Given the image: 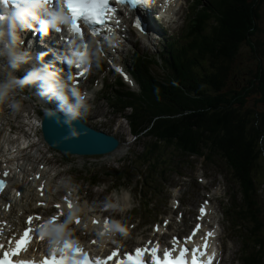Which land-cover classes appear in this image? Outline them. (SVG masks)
I'll list each match as a JSON object with an SVG mask.
<instances>
[{"label": "trees", "instance_id": "obj_1", "mask_svg": "<svg viewBox=\"0 0 264 264\" xmlns=\"http://www.w3.org/2000/svg\"><path fill=\"white\" fill-rule=\"evenodd\" d=\"M260 2L195 0L196 17L187 31L159 57L149 60L162 68L164 78L145 68L139 70L138 63L133 66L140 88L137 96L123 95L119 90L125 86L119 81L118 90L109 87L112 90L106 95L116 113L134 108V114L126 116L131 131L137 138H150V148L124 159L121 170L95 171L94 167L88 172L93 185L104 177L126 186L135 173L133 168L143 160L149 172L140 184L149 190L148 184L155 180L148 181L151 173L164 163L161 154L154 152L162 146L173 147L184 157L223 161L243 196L240 207L226 212L229 221H240L249 233L243 264H261L263 257L259 252L264 246V206L258 191L264 186V67L244 70L239 77L236 61L244 46L264 50V42L255 39L261 32ZM257 90L262 93L259 103L253 108L244 106ZM130 100H136L134 106H129ZM257 237L263 242H250Z\"/></svg>", "mask_w": 264, "mask_h": 264}, {"label": "rangeland", "instance_id": "obj_2", "mask_svg": "<svg viewBox=\"0 0 264 264\" xmlns=\"http://www.w3.org/2000/svg\"><path fill=\"white\" fill-rule=\"evenodd\" d=\"M185 3L187 4V6L185 5ZM189 4L190 6H188ZM192 7L193 0H187V2L184 0L182 1V9L179 12V16L175 20L177 25L180 22L185 26L189 24V19L193 17ZM260 13L262 19L260 23L261 32L255 39H260L264 42V0H261L260 2ZM175 33H177V31ZM130 34L132 35V37H130L131 40L121 47L122 49L118 52L117 59L114 60L115 57L111 56L110 61L114 60L112 65H105L103 61H100L99 59L97 62L96 56L94 57V60L96 62V72L92 74L90 79H88V81L85 83V89L89 91L91 97V101H89V103L92 104V108L89 114L85 117V119L90 125L97 127L102 131L109 132L110 134L115 135L119 139H121L122 145L120 149L112 154L97 158H87L78 156L63 158L59 154L52 153V158L49 161L50 172L48 173V177H50V174L53 171H57L58 173H60L59 176H61V178L56 179L55 184L51 186V190L48 193L49 199H52L53 201H61L62 199H60V195L70 193L69 187L72 186L71 191L75 194L76 192H78V190H80L78 192V195L80 198L81 205L89 206V209L92 214L99 212V210L101 209L100 206H102L104 202L110 203V205H115V207H113L114 211H109V213H113L115 216H117V218L121 220L132 219V217L128 213V209L133 210L134 208H136L138 205V201L135 200L131 193L138 194V189L136 188L132 191L124 189H122L121 191H112V188L109 184H105L103 186L98 187H89L90 184L88 182V179L81 181L83 175H81L80 173L83 167H94L93 165H98V168L118 167L122 164L121 161L124 158L131 157L130 154L140 155L146 149L147 144L150 142L149 138H135L130 133L127 120H125L123 116L114 113L112 107L109 105L108 100L106 99V91L108 90L107 86H113L117 77L113 74L114 72L109 70V66H119L122 62H124L123 58L125 56H129L132 62L133 53L135 49L138 52H151L153 54L154 52H156L158 47L162 46V43L166 41L164 39L166 37L165 34H161V40L159 39L160 41L155 40L152 43L149 42V44L145 41V38L140 39L137 33L131 32ZM176 38L179 39L178 36ZM252 47L254 46L252 45ZM252 47L244 46L239 57L237 58L236 72L238 73L239 77L241 76V73L244 70L251 69L252 67L256 68L257 66L264 67V50L259 51L258 47ZM124 64L128 66V68L130 67V62H128V60L127 62H124ZM99 69L104 72L102 74H97L98 71H101ZM154 73L159 79L164 78L159 74L156 69ZM96 79L97 82H95ZM89 82H94V84L97 83V86ZM129 86L133 90H139L138 86ZM231 89L233 88L231 87ZM261 97L262 93H260L258 90L254 91L252 94H250V96L248 97V101L246 102V104H244V106L253 108L254 104L259 103L258 99H260ZM52 103H47L50 108L52 107ZM31 105V102L26 103L25 108L30 109ZM21 113V117L19 112H11L10 114L6 112L2 114L1 116L3 117V119H1L2 123L0 124L2 125L4 124V122L7 123V121L15 119V116H17V122L16 124L14 123V125L20 128L21 125H25L24 112L21 111ZM125 113L130 114L132 113V110L128 109L125 111ZM6 130L10 132L9 128H6ZM12 135L18 136L15 133H13ZM39 138L41 139V133L39 135ZM37 152L39 151L37 150ZM163 156H169L168 159H170V153L168 152H165ZM174 157L178 158V155H174ZM36 159L37 158H29L28 161H25L23 159L21 160V162H24L26 167L31 165V168L33 167L34 171H36L37 167L41 163H44L43 161L36 162ZM65 161L67 163L66 165L63 164V162ZM187 162H189V165H187ZM203 162V158L189 157L183 165V161H180L179 159L175 160L176 165L174 167L167 162L168 164L165 165V171H162L164 176L167 172H173L176 168H179L180 170H182V172H185L184 175L186 176V178H179V182H181L184 187L180 189H173L171 193L169 191L168 198H170V201L168 207L171 211V214H176V212H173L172 210L174 198H177L181 201V210L185 212L184 222L182 224H179L178 228L176 227L177 229L174 230V232L179 231L182 234L187 233L189 231V228L191 227L192 217L195 216L196 220L199 216L197 212L199 206L206 200L213 199L211 200V203L214 207V210H217L215 219H217V217L219 218L220 227L222 229V235L220 237L222 243L218 241L217 243L219 244V246L222 247L225 253L224 263L228 262V264H242L240 261L242 256L240 245H242V248H244L242 238L241 241H239L236 233L229 231L228 226H230V224L228 220L225 219L224 213L225 208L230 210L234 206V201H228L230 199V189L233 188V178L232 176L228 175L226 167L224 165H221V163L213 165L210 163ZM138 171L139 169L135 170L136 173ZM85 172L86 171H84V174ZM263 175L264 172L261 171V176ZM172 177H174V175H172ZM197 178L199 179V181L203 178L205 182H201L199 184ZM60 187H62V191L60 192V194H57V190ZM198 189H200L199 192ZM260 190V196L264 201V186H262ZM25 191V198L20 204L26 205L28 202H30V207L31 209H33L37 198H34L32 196L33 194H27V190ZM152 192L150 193V197H152L153 195ZM185 192L189 193L188 195H186V199L183 198ZM118 201L122 206L118 205ZM118 206L120 208L116 209ZM26 209L30 208L26 206L24 208L16 206L15 212L21 213V211H25ZM153 218L156 217L154 216ZM164 218L165 217L162 218L160 216L158 220L160 219L163 221ZM147 220L149 221L150 219L147 218ZM128 228H133V225L130 222H128ZM170 228L171 227L169 225V230ZM144 231L149 234L144 233ZM151 234V225L135 229L133 241L134 243H136L140 237H150ZM122 240H124V238ZM122 240L120 241L122 242ZM259 254L263 256L261 259V264H264V246L260 250Z\"/></svg>", "mask_w": 264, "mask_h": 264}, {"label": "clouds", "instance_id": "obj_3", "mask_svg": "<svg viewBox=\"0 0 264 264\" xmlns=\"http://www.w3.org/2000/svg\"><path fill=\"white\" fill-rule=\"evenodd\" d=\"M72 23V15L64 0H0V58L4 61L0 64V106H6L12 113L20 112L23 104L22 100L17 98L18 90L35 86L41 98L48 103L55 101V108L47 109L45 114L58 125L68 128L64 140L87 134L86 130L77 127L76 122L89 114L92 108L89 103L91 97L72 87L69 83L70 76L62 77L51 63H46L44 57L47 53L35 54L37 63L33 64V55L20 47V33L32 30L47 36L52 31L60 32L62 28L71 30ZM82 53L78 47L62 62L69 67L90 64L92 58ZM98 59L96 57L97 62ZM25 64L33 66L22 77H18L15 73ZM79 211L80 209L76 208L69 212L67 221L48 227V233L58 234L60 238L66 237L67 224Z\"/></svg>", "mask_w": 264, "mask_h": 264}, {"label": "snow or ice", "instance_id": "obj_4", "mask_svg": "<svg viewBox=\"0 0 264 264\" xmlns=\"http://www.w3.org/2000/svg\"><path fill=\"white\" fill-rule=\"evenodd\" d=\"M3 2H7V0H3ZM119 4L130 3L133 5H139L143 3V0H116ZM65 5L67 6L69 12L72 15L73 23L71 26V31L77 35L81 41H83L84 33L81 29V22L83 25H86L92 36L99 35V28L97 26L105 24L106 20L113 19L116 9L110 7V0H64ZM119 24V21H116ZM134 27L140 31H145L142 27V21L140 19H136L134 21ZM84 48H87V44H83ZM82 54H85L84 52ZM79 68L80 65H77ZM88 69L85 67L83 72L79 73V75L83 76L86 74ZM117 71H121L117 69ZM125 79H128L125 76ZM43 167V166H41ZM7 176V173H4ZM36 179H40L39 176ZM5 184L3 181H0V191H3ZM41 187V195H43V185ZM66 207L71 209L73 208V204L70 200L65 197ZM57 209H61V205H56ZM107 207H115V205H107ZM204 209L201 208V213H204ZM63 215V213H60ZM39 220L41 217H29L27 224L31 225L33 220ZM58 219L57 216H53L50 218L46 224L40 226V238L43 239L46 235L51 239L53 247L49 255L45 256V258L39 262V264H107L108 261L115 260V264H189L187 256L189 251L191 252V264H212V260L215 256V253L212 255H207L206 249L208 247V237L214 235L213 232H209L206 234L204 239V244L202 246H197L192 248L191 250L184 245L188 242H191L192 236L186 238V240L182 243L177 239H173L172 247L166 248L163 251V257L158 255L160 251L159 243L153 244L152 241H149L148 244H153L152 247H148L147 245L144 247H137L133 252L124 253L123 256L120 254L119 248L113 250L106 259L101 258H92L89 253L84 249V247L75 239H71L68 237L60 238L58 234H50L48 233V225L55 226L54 222ZM75 222L77 225L81 223L79 218H75ZM93 223H98L96 220H93ZM104 231L99 233V235L103 236L112 228L119 231L120 233H125V229L120 227L119 225H109V222L105 220L104 222ZM199 225H197L196 231L199 230ZM159 229H157L158 231ZM34 231L32 227H27L23 233L19 236V238L12 237L8 240V247L5 248L3 243H0V249L3 250L2 255H0V264H36L34 261H28L23 259H13L14 257H19L22 252L28 250V245L32 242L31 233ZM0 235H3V228H0ZM195 235V231L192 234ZM13 241L15 246L13 247ZM93 244L96 243L95 240L92 241ZM174 253H177L174 255ZM146 256L150 257V261L146 260ZM207 256V259H201V257Z\"/></svg>", "mask_w": 264, "mask_h": 264}, {"label": "bare ground", "instance_id": "obj_5", "mask_svg": "<svg viewBox=\"0 0 264 264\" xmlns=\"http://www.w3.org/2000/svg\"><path fill=\"white\" fill-rule=\"evenodd\" d=\"M145 21L149 24V27L147 28V31H149V29H150V25H152V23H154V27H155V29L156 28H158V24L156 23V22H154V18H150V17H148V16H146L145 18ZM157 33H159V31L157 30ZM130 37H132L131 35H130ZM153 39H154V35H151V36H149V40H150V42L152 43L153 42ZM28 40H29V38L27 37L26 39H25V44L28 42ZM38 50V51H37ZM32 55H33V59H35V54H39V53H41V50L36 46L34 49H32L31 51H29ZM36 60V59H35ZM4 61L3 60H1L0 61V64H2ZM37 96H38V100H39V102H42L43 104H46V103H44L43 101L45 100V99H43V98H41L38 94H37ZM41 103V104H42ZM47 105V104H46ZM46 109L47 108H49L48 107V105H47V107H45ZM1 119V118H0ZM81 123H82V121H80ZM2 132H3V130L2 129H0V135L2 134ZM52 134L54 135V131H52ZM55 136V135H54ZM72 140V139H71ZM77 140L79 141V143H82V142H86V140H87V137H86V135H82V136H80V137H78L77 138ZM70 141V140H69ZM9 144H10V141L9 140H6V141H1V137H0V158L1 159H3L1 162H0V173L2 174V175H4V173L6 172L7 173V176L6 177H8L14 184L12 185V186H16V188H18V191L20 190V184L18 183V184H15V182L18 180V181H21L20 179L22 178H24L25 176L24 175H22V173H20V170L22 169V166L20 165V163H18L17 161H16V157H17V155L14 153V152H11V154L10 153H6V148H8V146H9ZM179 160V159H178ZM46 172L47 171H45V172H43V174H46ZM16 175H18V179H17V177H16ZM36 175V174H35ZM5 176V175H4ZM42 179H46V177L44 176ZM46 181H47V186L49 185V180L48 179H46ZM43 182V184H44V181H42ZM37 184H39V183H37ZM7 193H9V191L7 192ZM135 196H137V195H134V197ZM9 200H10V197H8V195L7 194H5V193H3V194H1V199H0V211H6V212H10V208H9ZM21 200H22V198H21ZM15 204L16 205H19V201H18V198L16 197V202H15ZM66 206V205H65ZM78 206H75V208H77ZM212 208V212H213V210H214V207L213 206H211ZM125 208V207H124ZM13 209V208H12ZM3 211V212H4ZM14 211L15 210H12L11 211V213L12 214H14L15 215V217L14 218H16L17 217V215H16V213H14ZM63 211H64V213L66 214V215H68L69 214V210H68V208H64L63 209ZM84 213V209L81 207L80 208V216H84V215H81V214H83ZM86 217L84 216V219H85ZM211 218L210 217H208V215H201L200 217H199V219H198V223H201L203 226H204V228L203 229H205V231H211V232H213V233H216V234H219V235H222V229H221V227H219L220 228V230L219 231H215V229L214 228H212L211 230H209L208 228H207V226H206V223L208 222V220H210ZM147 222H149V221H147ZM158 222V218H152V222H151V226L153 227L154 225L153 224H156ZM153 223V224H152ZM219 218L217 217V219H216V224H218V226H219ZM84 223L81 221V226L83 225ZM216 224H215V226H216ZM17 225H18V227L19 228H21L22 227V224L20 223V221H18V223H17ZM170 227H171V230L172 231H174V228H173V225L171 224L170 225ZM162 228H163V226H162ZM94 229H96V225L93 223V221H92V218H89V222H88V227H87V230H89V231H93ZM129 229V228H128ZM79 230V229H78ZM130 230V229H129ZM131 232V237L133 236V232L132 231H130ZM113 233H115V230H113L110 234H106V242H108V244H107V246L105 245V242H104V244H102V242H100V241H96V243L95 244H99V245H102V246H99V247H94V246H88L87 248L88 249H90V250H92L93 252H96V253H107V251L109 250V248H111V245H113L114 243H115V240L112 238V235L111 234H113ZM133 233V234H132ZM170 232H167V230H163V229H159L158 230V235L157 236H155L153 239L155 240V241H157L156 243H158V241H160V239L161 238H164L165 236H170ZM175 235H177V234H175ZM204 237L206 236V235H203ZM85 238L86 237H84L83 238V241L84 242H86V240H85ZM162 240V239H161ZM125 242L128 244V245H131V243H132V240L129 238V239H126L125 240ZM242 242H243V240H242ZM243 244H244V248H242V245H240V249H241V251H242V256H244V251H245V249H246V245H245V243L243 242ZM45 245V244H44ZM106 246V247H105ZM112 248H114V247H112ZM111 248V249H112Z\"/></svg>", "mask_w": 264, "mask_h": 264}, {"label": "water", "instance_id": "obj_6", "mask_svg": "<svg viewBox=\"0 0 264 264\" xmlns=\"http://www.w3.org/2000/svg\"><path fill=\"white\" fill-rule=\"evenodd\" d=\"M43 133L46 141L55 149L67 153L83 156L107 155L114 152L120 143L113 136H109L104 132L97 131L79 121L76 125L81 130H86V142L79 143L77 138L72 140H64L68 134L66 126L58 125L54 119H49L46 115L42 119ZM54 131V135L52 134Z\"/></svg>", "mask_w": 264, "mask_h": 264}]
</instances>
